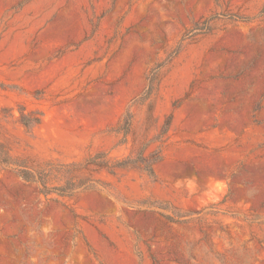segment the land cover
Returning <instances> with one entry per match:
<instances>
[{"label":"rangeland","instance_id":"1","mask_svg":"<svg viewBox=\"0 0 264 264\" xmlns=\"http://www.w3.org/2000/svg\"><path fill=\"white\" fill-rule=\"evenodd\" d=\"M0 142V264H264V0H0Z\"/></svg>","mask_w":264,"mask_h":264},{"label":"trees","instance_id":"2","mask_svg":"<svg viewBox=\"0 0 264 264\" xmlns=\"http://www.w3.org/2000/svg\"><path fill=\"white\" fill-rule=\"evenodd\" d=\"M11 113H13V109H7ZM18 121L21 125H23L26 129H32L33 127L40 124L42 120V116L39 113V116L32 112H25L24 108H19V115L17 117ZM172 116L170 115L166 124V128L169 127ZM132 123V117H129L127 120V126L130 127ZM128 133V132H127ZM148 144L144 145L138 153L134 157H127L115 162V167L117 168H139L146 172L149 176L155 177V164L161 159L160 156L156 154H147L146 149ZM0 161L4 164H11V156L9 152L4 153L3 143L0 142ZM94 164L103 165L102 160H97L95 158ZM17 173L20 177H22L26 181L36 180L35 175L28 169L19 168L17 169ZM40 191L44 195H48L52 190L48 188L43 180L40 181ZM66 192L62 191L60 195H66Z\"/></svg>","mask_w":264,"mask_h":264}]
</instances>
